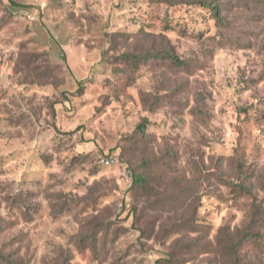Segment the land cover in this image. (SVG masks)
<instances>
[{
  "label": "rangeland",
  "instance_id": "rangeland-1",
  "mask_svg": "<svg viewBox=\"0 0 264 264\" xmlns=\"http://www.w3.org/2000/svg\"><path fill=\"white\" fill-rule=\"evenodd\" d=\"M212 1L219 22L201 6ZM161 37L184 68L150 60L119 82L120 56ZM143 119L142 154L129 137ZM122 153L144 192L127 190ZM239 181L252 198L231 194ZM253 205L264 209V0H0L10 264H264V218L260 249L230 250Z\"/></svg>",
  "mask_w": 264,
  "mask_h": 264
},
{
  "label": "trees",
  "instance_id": "trees-1",
  "mask_svg": "<svg viewBox=\"0 0 264 264\" xmlns=\"http://www.w3.org/2000/svg\"><path fill=\"white\" fill-rule=\"evenodd\" d=\"M9 5L14 9H22L26 8L24 5L16 4L12 1H9ZM201 6L203 8H209L212 17L216 21H220V9L217 4H215L214 1L207 3H202ZM11 13H14V11H10ZM169 27V26H168ZM163 40V44L160 49L156 51H149L147 50L143 54H123L118 59L119 64H123L127 66V75L122 76L119 79V82H122L123 80L127 81H134L136 79V76H138L139 72L141 71L142 66L150 60H159V61H165L168 60L171 67H177V68H184L185 63L184 61L180 60L178 56L175 53L174 47L171 45L169 40H167L165 37H161ZM78 92H81L82 83L81 81H78ZM147 128H148V121L147 119H143L140 123H138L134 130L132 135L129 137V144L134 145L135 152H139L143 154V150L145 149L146 144V136H147ZM124 154H121V157L119 158L120 163L125 167L128 173V183H127V190H129L132 193H142L146 188H148V179L146 177V174L143 172V169H140L139 167L134 168L130 163L122 157ZM140 156V154H139ZM104 157H113V156H104ZM144 165H147L146 163H143ZM242 176V175H240ZM239 176V180H242ZM243 181V180H242ZM226 186L229 188L231 194L233 196L241 197L244 195H249L251 198L253 196V189L250 184H247L246 182H238V183H226ZM134 210H129V216H134ZM264 218V209L260 210L259 208L255 207L253 205L251 215H250V222L251 224L247 225V228H245L241 233L238 240L230 247L231 255L235 256V254L238 252V249H260L261 242H262V234L259 230V222ZM93 235H90L86 239L93 240ZM95 242V240H94ZM95 246V245H94ZM10 264L9 259L2 256L0 254V263ZM231 264H241L237 260V257L232 260Z\"/></svg>",
  "mask_w": 264,
  "mask_h": 264
},
{
  "label": "built area",
  "instance_id": "built-area-1",
  "mask_svg": "<svg viewBox=\"0 0 264 264\" xmlns=\"http://www.w3.org/2000/svg\"><path fill=\"white\" fill-rule=\"evenodd\" d=\"M117 159L115 157H100L99 158V164L107 167H111L113 165H116ZM128 178V175H127Z\"/></svg>",
  "mask_w": 264,
  "mask_h": 264
}]
</instances>
